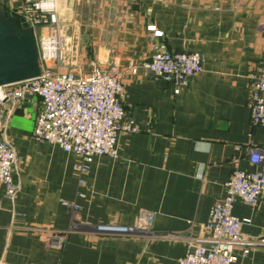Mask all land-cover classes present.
Returning a JSON list of instances; mask_svg holds the SVG:
<instances>
[{
    "label": "crops",
    "instance_id": "0c3cea01",
    "mask_svg": "<svg viewBox=\"0 0 264 264\" xmlns=\"http://www.w3.org/2000/svg\"><path fill=\"white\" fill-rule=\"evenodd\" d=\"M1 1L14 16L23 4ZM58 9L71 48L60 69L118 64L126 117L139 129L121 132L119 154L95 155L80 174L77 153L32 136L42 97L20 99L6 133L22 186L14 199L0 191V264H178L190 242H210L206 222L234 160L252 169L249 147L264 149V124H252L248 105L252 72L264 63V0H58ZM160 42L203 54V69L178 93L143 66ZM63 199L82 208L72 229ZM142 210L156 212L151 229L95 228L133 223ZM233 211L248 218L242 231L254 240L246 254L236 246L233 264H264V193L256 205L238 198ZM66 229L64 250L52 247V230Z\"/></svg>",
    "mask_w": 264,
    "mask_h": 264
},
{
    "label": "built area",
    "instance_id": "2783aa9c",
    "mask_svg": "<svg viewBox=\"0 0 264 264\" xmlns=\"http://www.w3.org/2000/svg\"><path fill=\"white\" fill-rule=\"evenodd\" d=\"M18 14L34 29L41 73L0 86L3 91L0 94V191L5 186L6 194L12 199L22 186L14 179L20 157L7 136L6 127L14 105L27 94H38L43 99L32 136L77 153L81 161L75 162L74 168L80 174L89 171L95 155L119 154L117 141L121 132L139 129L134 118L126 117L124 72L118 64L107 67L94 65L90 70L60 69L66 64L71 48L70 36L61 27L58 0H23ZM149 28L154 29L157 35L163 34L154 24ZM203 62L200 51L170 50L160 42L143 66L155 76L171 82L178 93L190 76L203 69ZM137 70V66H131L132 72ZM252 78L248 100L251 122L264 124V63L252 72ZM7 101L10 105H6ZM249 149L254 168H242L239 160L235 159L225 183L226 193L212 205L206 222L211 234L210 242H190L185 254L178 258V264H233L239 257L235 252L236 246H241L245 254L250 251L254 240L242 231V224L248 218H242L233 211L238 198L256 205L264 193V149L258 145H251ZM80 183H84L83 177H80ZM63 203L73 215L72 229L81 218L82 208L70 199H63ZM155 216L153 210H142L133 223L100 222L95 228L102 233L128 235L141 229H151ZM69 231L52 230L50 245L64 250Z\"/></svg>",
    "mask_w": 264,
    "mask_h": 264
},
{
    "label": "water",
    "instance_id": "95a60500",
    "mask_svg": "<svg viewBox=\"0 0 264 264\" xmlns=\"http://www.w3.org/2000/svg\"><path fill=\"white\" fill-rule=\"evenodd\" d=\"M41 73L39 46L34 29L17 18L0 0V86Z\"/></svg>",
    "mask_w": 264,
    "mask_h": 264
},
{
    "label": "trees",
    "instance_id": "16d2710c",
    "mask_svg": "<svg viewBox=\"0 0 264 264\" xmlns=\"http://www.w3.org/2000/svg\"><path fill=\"white\" fill-rule=\"evenodd\" d=\"M17 18H20V15L19 14H15Z\"/></svg>",
    "mask_w": 264,
    "mask_h": 264
}]
</instances>
